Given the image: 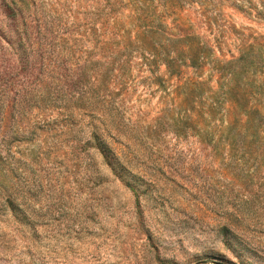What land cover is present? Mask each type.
Instances as JSON below:
<instances>
[{
	"label": "rangeland",
	"instance_id": "374dc122",
	"mask_svg": "<svg viewBox=\"0 0 264 264\" xmlns=\"http://www.w3.org/2000/svg\"><path fill=\"white\" fill-rule=\"evenodd\" d=\"M0 264H264V0H0Z\"/></svg>",
	"mask_w": 264,
	"mask_h": 264
},
{
	"label": "trees",
	"instance_id": "16d2710c",
	"mask_svg": "<svg viewBox=\"0 0 264 264\" xmlns=\"http://www.w3.org/2000/svg\"><path fill=\"white\" fill-rule=\"evenodd\" d=\"M188 38V37H185ZM190 38V37H189ZM194 39V38H193ZM189 39V41L182 42L184 45L180 49V51L176 55V61H180L183 66L186 67H192V68H197L199 64L202 63L201 58L202 55V48L199 46L197 42H195V39ZM167 68L171 69L170 66H168L169 60H164ZM231 64V63H228ZM224 67L221 66L220 70L223 69ZM244 67H241L239 71H244ZM230 76L237 77L239 73L237 74L236 72H232L229 74ZM232 79V78H231Z\"/></svg>",
	"mask_w": 264,
	"mask_h": 264
}]
</instances>
